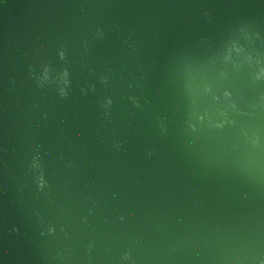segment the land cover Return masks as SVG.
Returning <instances> with one entry per match:
<instances>
[{"label": "water", "instance_id": "obj_1", "mask_svg": "<svg viewBox=\"0 0 264 264\" xmlns=\"http://www.w3.org/2000/svg\"><path fill=\"white\" fill-rule=\"evenodd\" d=\"M0 264H264V0H0Z\"/></svg>", "mask_w": 264, "mask_h": 264}]
</instances>
